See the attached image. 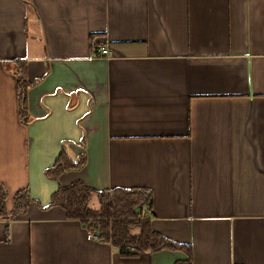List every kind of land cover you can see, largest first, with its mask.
I'll list each match as a JSON object with an SVG mask.
<instances>
[{"label":"crops","instance_id":"crops-1","mask_svg":"<svg viewBox=\"0 0 264 264\" xmlns=\"http://www.w3.org/2000/svg\"><path fill=\"white\" fill-rule=\"evenodd\" d=\"M29 1L0 0V264L186 257L122 255L47 205L78 179L148 189L151 227L189 243L191 264H264V0ZM62 146L86 161L54 180ZM24 189L26 211L8 216Z\"/></svg>","mask_w":264,"mask_h":264},{"label":"trees","instance_id":"trees-1","mask_svg":"<svg viewBox=\"0 0 264 264\" xmlns=\"http://www.w3.org/2000/svg\"><path fill=\"white\" fill-rule=\"evenodd\" d=\"M22 64L23 62L17 61L14 72L17 75L19 110L20 114L25 116L29 83ZM72 101L69 100L70 106L73 104ZM28 117H26L27 121ZM80 143L84 147L83 138ZM85 161L84 152L74 156L62 146L54 161L45 167V174L57 180L60 173L79 169ZM3 194L4 192H0V212L4 209ZM92 194L98 199L97 208H90L88 205ZM30 200L27 189L16 192L13 196V210L8 216L26 211ZM151 202V193L144 187L115 186L94 189L78 179L67 185L58 183L47 205H58L65 210L66 217L83 220L86 224L92 219L95 222L93 228L98 238L109 242L122 255L135 256L140 252H154L161 249L181 250L186 257L177 260L174 264H191L192 249L189 243L173 241L151 227ZM135 227L137 233L133 234L131 228Z\"/></svg>","mask_w":264,"mask_h":264},{"label":"built area","instance_id":"built-area-1","mask_svg":"<svg viewBox=\"0 0 264 264\" xmlns=\"http://www.w3.org/2000/svg\"><path fill=\"white\" fill-rule=\"evenodd\" d=\"M99 54L108 57V56H111L112 55V51H111V49L108 46H100L99 47ZM90 225H91V221H89L87 223V226H88V234L90 236H92V237H97L98 238L97 232L94 230V228H91Z\"/></svg>","mask_w":264,"mask_h":264},{"label":"rangeland","instance_id":"rangeland-1","mask_svg":"<svg viewBox=\"0 0 264 264\" xmlns=\"http://www.w3.org/2000/svg\"><path fill=\"white\" fill-rule=\"evenodd\" d=\"M89 200H90V199H89ZM89 200H88V203H89ZM97 200H98V199H97ZM88 205H89V204H88ZM89 207H90V208H93V207H91V206H89ZM89 221H91V225H90V226H91V228H93V225H95V224H94L95 222H94L92 219H89ZM89 221H88V222H89ZM132 229H136V230H137L136 227H135V228H131V230H132ZM138 231H139V230H138ZM136 233H137V232H134L133 234H136Z\"/></svg>","mask_w":264,"mask_h":264}]
</instances>
